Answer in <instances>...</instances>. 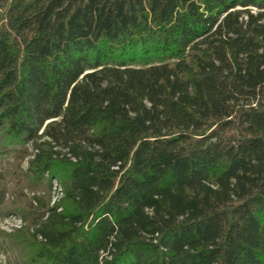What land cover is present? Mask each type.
Listing matches in <instances>:
<instances>
[{
  "label": "trees",
  "instance_id": "16d2710c",
  "mask_svg": "<svg viewBox=\"0 0 264 264\" xmlns=\"http://www.w3.org/2000/svg\"><path fill=\"white\" fill-rule=\"evenodd\" d=\"M0 148L19 264H264V0H0Z\"/></svg>",
  "mask_w": 264,
  "mask_h": 264
},
{
  "label": "rangeland",
  "instance_id": "374dc122",
  "mask_svg": "<svg viewBox=\"0 0 264 264\" xmlns=\"http://www.w3.org/2000/svg\"><path fill=\"white\" fill-rule=\"evenodd\" d=\"M29 151H31V147L28 145ZM31 157L25 158L21 164L20 168L26 172L28 167V162ZM13 159L11 157V153L6 152L0 148V184L3 188L7 190L6 199L13 200L15 188L13 187L9 175V171L11 169V164ZM42 188H36V190L32 191L29 188H25L24 192L29 196L35 192H39ZM61 196L59 190L57 188V184L53 182V187L51 189V204ZM22 225V221L16 215H5L0 217V264H19L16 260L14 253L9 249L7 245H4L2 240L1 232L10 233L13 229L19 228Z\"/></svg>",
  "mask_w": 264,
  "mask_h": 264
},
{
  "label": "built area",
  "instance_id": "2783aa9c",
  "mask_svg": "<svg viewBox=\"0 0 264 264\" xmlns=\"http://www.w3.org/2000/svg\"><path fill=\"white\" fill-rule=\"evenodd\" d=\"M58 188V187H57ZM59 190V189H58Z\"/></svg>",
  "mask_w": 264,
  "mask_h": 264
}]
</instances>
